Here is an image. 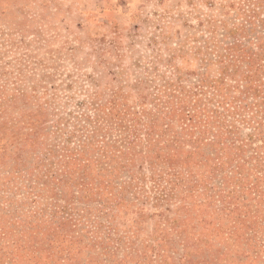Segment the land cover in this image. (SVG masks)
<instances>
[{
    "label": "rangeland",
    "instance_id": "1",
    "mask_svg": "<svg viewBox=\"0 0 264 264\" xmlns=\"http://www.w3.org/2000/svg\"><path fill=\"white\" fill-rule=\"evenodd\" d=\"M258 17L0 0V264H264V98L220 56Z\"/></svg>",
    "mask_w": 264,
    "mask_h": 264
},
{
    "label": "trees",
    "instance_id": "2",
    "mask_svg": "<svg viewBox=\"0 0 264 264\" xmlns=\"http://www.w3.org/2000/svg\"><path fill=\"white\" fill-rule=\"evenodd\" d=\"M258 15L259 13H257V16ZM257 20L258 22H260V25L256 24V22L248 20L252 24V27L249 29V31L245 29L246 26L243 23L235 26V30L237 31L243 30L241 34L247 39V42H243L240 37L239 38L236 37L233 42H229L225 46L224 44H222L225 49L231 52V54H220V56L226 58L229 57L231 61L228 62L227 66L229 65V63L232 62L235 66H237L236 70H238V67L240 66V62L245 63V68L247 71L242 73L244 75L243 79L251 78L252 82L251 84L248 83L244 84L245 88L241 90L242 94L245 93L249 95L252 93L253 97H257V96L259 97L262 95V97L264 98V87L258 88V86L253 82V80H255L256 77H259L256 76L257 74L259 73L264 74V18L258 17ZM258 26L263 28V32L256 30ZM230 32L234 34V36H236L234 30H230ZM250 32L253 33L254 35H251ZM225 36H227V34ZM224 70H226V68ZM235 75L236 74L234 72V74H230L229 76L235 77ZM260 81H264V79H261ZM240 106H242L243 108L248 107L247 104H242ZM254 114L256 113L253 112L252 115L254 116ZM110 129L111 126H108L107 130L109 133L111 132ZM126 131L129 135L132 134L134 136H136L138 133L135 129L127 130L126 128H122V133L124 135L122 139L125 140L126 144H128L129 146H133L132 141H130L129 137L126 134ZM154 139L155 141L158 140L157 138ZM85 145H86L85 143H82V146ZM119 151H120L119 156H124L125 154H127L126 150L124 151L122 149H119ZM78 153L82 154V151L78 150ZM218 157L221 158L220 156ZM260 164H262V162H260ZM261 177L262 176H257L258 182L261 179ZM252 187L255 189V191H260L259 185H255Z\"/></svg>",
    "mask_w": 264,
    "mask_h": 264
}]
</instances>
